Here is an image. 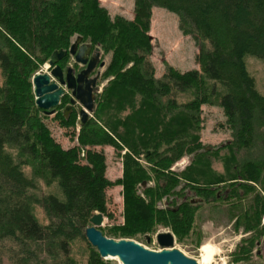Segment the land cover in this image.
Listing matches in <instances>:
<instances>
[{
    "label": "trees",
    "instance_id": "1",
    "mask_svg": "<svg viewBox=\"0 0 264 264\" xmlns=\"http://www.w3.org/2000/svg\"><path fill=\"white\" fill-rule=\"evenodd\" d=\"M155 6L177 14L181 28L200 42V70L182 72L168 65L162 76L155 75L149 60ZM134 11L133 20L112 19L100 0H0V31L25 48L19 53L0 32L5 77L0 87V254L8 253L13 264H79L72 249L79 239L89 248L85 264H117L103 259L85 236L95 214L114 218L109 205L114 186L123 188L125 224L111 227L110 237L132 238L162 224L182 240L196 235L197 215L222 213L235 219V230L252 232L234 261H248L260 245L264 197L249 194L253 184L264 192V95L246 59L264 61V0H135ZM74 36L113 53L106 75L115 79L99 101L95 98L96 121L89 117L80 125L74 106L66 116L68 99L63 111L55 110L60 126L70 128L71 141L76 121L81 127L78 142L64 146L47 124L52 114L36 105L31 78L37 64L67 50ZM203 106L219 107L224 116L219 126L233 132V147H227L235 164L226 161V173L200 160L219 152L200 141ZM104 145L128 149L123 174L115 180L108 177ZM143 152L150 171L137 160ZM193 153L190 171H171L172 163ZM25 166L32 167L33 176ZM151 174L155 186H148ZM38 175L48 186L57 184L62 197L37 198ZM182 178L198 199L177 191ZM166 197L168 207L158 208ZM35 204L43 207L48 223L37 219Z\"/></svg>",
    "mask_w": 264,
    "mask_h": 264
},
{
    "label": "rangeland",
    "instance_id": "2",
    "mask_svg": "<svg viewBox=\"0 0 264 264\" xmlns=\"http://www.w3.org/2000/svg\"><path fill=\"white\" fill-rule=\"evenodd\" d=\"M100 4L107 10L108 15L112 19H115L116 17H123L128 20H133L135 18V0H100ZM14 28L16 27L14 26ZM0 32H2L3 35L1 36V39L10 40L11 43L13 42V46L17 48L19 53L24 52V46L18 44L10 35L11 33L5 32L3 30ZM149 34L152 38V52L149 55V60L155 68V75L157 77H160L165 73L168 65L182 72L192 69H201V62L198 59L201 48L200 42H198L192 34L186 33L184 29L181 28L180 18L177 14L159 6L153 7L151 30ZM77 37L78 36L72 37V41L70 42V45L67 49L70 48L71 44L77 39ZM86 43H90L93 46L89 40H87ZM96 47L100 48V63H105L104 67H99L98 69V87L96 89V93L94 94L95 98L99 101L107 86L115 79V75H106L107 68L112 61L113 53L106 52L101 46H93V48ZM41 57V59L44 58L43 55ZM246 62L249 72L256 80L258 90L264 95V61L254 56H249L246 59ZM60 64L64 70L67 67H71L72 65H74V68L77 70L82 68L81 64H77L72 55L67 57ZM38 73L50 74V68L47 66V61H43L36 65V70L34 71L33 77ZM33 77L31 78V84L34 93ZM4 82L5 77L0 68V87L4 85ZM68 92L62 97L59 106L56 107V114L59 111H63L66 105L69 104L71 94ZM64 99H68V102L63 108H61ZM187 99L188 98L183 96L179 98L181 102H185ZM96 102L95 108L97 109L98 103ZM79 105L80 104L78 103L73 108L77 113V121H79ZM95 111L90 113V119L96 121L98 116L95 114ZM56 114L48 116L47 124L49 125L57 140H60L64 146L72 145L73 141L78 142L77 134H79L81 129V127L78 125V122L76 121L74 128L76 131V136L73 138V141H71V134H67L71 131L70 128L61 127L59 121L55 118ZM199 119L201 126L200 141L203 143V145L211 147L213 152L216 149H219L218 153H209L208 156L201 157L200 160H209L210 166L215 172L226 173L228 168L226 161L230 160L232 166L235 164V161L233 160L231 156L232 154L229 150V148L232 149L233 147V132L227 129H222L219 126V123L224 120V116L221 109L217 106H203ZM229 145L231 147L228 148L227 146ZM104 149L108 156V177L112 180H115L116 178L121 177L123 174V157L128 152V149L124 147L122 150H117L110 145H104ZM145 156L146 153L143 152L137 157V160L141 166L150 171L151 166L148 161L145 160ZM194 159L195 153L185 154L172 163L171 171L176 173H184L187 171V169L190 171L189 167L194 166ZM196 167L194 171H192L194 174L198 173L196 172ZM24 170L29 176H33V169L31 166H25ZM151 176L152 178L149 181L148 186H155L156 182L154 175L151 174ZM36 181L38 184V190L35 191V196L37 198H41L44 194L49 193H54L62 197L61 190L57 184L48 186L45 179L41 175L37 176ZM253 186L255 189L249 194V197H253L257 193L264 197L262 187L258 184H253ZM122 189V186H114L109 190V205L110 209L114 211V218L108 219V217H106L104 225L99 227V229L107 237L111 236L109 235V229L111 227L125 224L124 197ZM178 190L187 193L189 198L198 199V195H195L196 193L190 188V185L183 178L181 179V185L177 187V191ZM168 201L169 199L167 197L158 201L157 207L161 209L168 207ZM34 213L41 223H48L46 212L40 204H35ZM234 223L235 219L231 221L229 215L222 213H205L202 215H197L195 218L194 230L197 237H195L196 235L194 236V233H190L182 240H179L178 237L173 233L171 226L158 224L155 229L149 233H137L132 238L121 239L134 240L144 246L146 249L160 251L161 246L157 241V234L160 232L171 231L175 236L174 247L184 252L187 256L196 259L198 263L202 256V245L209 244L214 250L212 260L209 264H263L264 236L259 238L258 243H260V245L258 246L256 244L251 254V258L248 261H234V253L236 250H238V247L245 243L252 235L251 231L246 232L242 227L238 230H235ZM263 225L264 216L262 218V226ZM72 249L73 255L77 262H79V264H85L89 251L88 245L85 243V241H82L81 239L76 240L73 243ZM107 260L117 264H122L118 259L112 258ZM0 264H13L8 253L0 254Z\"/></svg>",
    "mask_w": 264,
    "mask_h": 264
},
{
    "label": "water",
    "instance_id": "3",
    "mask_svg": "<svg viewBox=\"0 0 264 264\" xmlns=\"http://www.w3.org/2000/svg\"><path fill=\"white\" fill-rule=\"evenodd\" d=\"M81 36L70 46L69 52L75 56L77 62L86 64L89 61L93 46L90 43H83ZM67 51L60 49L55 51L48 60L52 67L50 74H36L33 77L34 95L36 105L45 110L55 112L59 106L61 97L65 94L63 86L73 90L74 97L65 110L68 116L72 106L79 105L80 125H84L89 113L95 107V96L93 87L96 85L99 75L88 79L100 57V48L96 47L95 56H92L88 67L82 70L77 76L74 69L67 67L65 70L59 62L67 55ZM104 62L100 64L101 67ZM92 226L85 231L88 241L97 248L103 259L118 258L123 264H199L194 258L187 256L184 252L174 247L175 236L171 232H160L157 234V241L161 246L160 251L149 250L134 240L109 238L105 236L98 227L104 223V217L98 213L91 218Z\"/></svg>",
    "mask_w": 264,
    "mask_h": 264
},
{
    "label": "bare ground",
    "instance_id": "4",
    "mask_svg": "<svg viewBox=\"0 0 264 264\" xmlns=\"http://www.w3.org/2000/svg\"><path fill=\"white\" fill-rule=\"evenodd\" d=\"M83 42V41H82ZM83 43H85V42H83ZM72 45V44H71ZM60 50V49H59ZM64 50V49H63ZM70 50V49H69ZM57 51V50H56ZM67 51V50H66ZM55 52V51H54ZM53 52V53H54ZM68 52V51H67ZM52 53V54H53ZM70 53V52H69ZM51 54V55H52ZM68 54V53H67ZM71 54V53H70ZM72 55V54H71ZM72 56H74V55H72ZM51 57V56H50ZM49 57V58H50ZM100 58V57H99ZM74 59H75V56H74ZM91 59V58H90ZM49 60V59H48ZM75 61H76V59H75ZM90 61V60H89ZM89 61L86 63V64H82V63H79V62H77V63H79V64H81V65H87V67H88V64H89ZM102 63V62H101ZM100 63V64H101ZM47 66L50 68V71H51V69H52V67L49 65V63H48V61H47ZM96 66V65H95ZM105 66V65H104ZM103 66V67H104ZM101 67V66H100ZM72 68V67H71ZM81 72V71H80ZM79 72V73H80ZM78 73V74H79ZM38 74H43V73H38ZM49 74V73H48ZM74 74H75V71H74ZM78 74H75L76 76L78 75ZM97 81H98V79H97ZM64 87V90H65V94L67 93V90L68 91H71V89H68L67 88V86H63ZM35 88V87H34ZM73 91V90H72ZM64 94V95H65ZM63 95V96H64ZM74 97V95L72 94V97L71 98H73ZM62 98V97H61ZM35 102H36V98H35ZM74 106V105H73ZM41 109V108H40ZM94 109H95V107H94ZM43 110V109H42ZM45 111V110H44ZM50 111L51 110H48V111H45V112H47V113H49V114H53V113H50ZM94 111V110H93ZM90 113H92V112H90ZM90 113H89V117H90ZM89 119V118H88ZM79 121H80V113H79ZM98 214V213H97ZM101 214V213H100ZM96 215V214H95ZM104 217V216H103ZM90 222H91V220H90ZM104 222H105V218H104ZM92 224V223H91ZM104 224V223H103ZM93 225V224H92ZM91 225V226H92ZM90 227V226H89ZM88 228V227H87ZM86 228V229H87ZM100 230V229H99ZM86 231V230H85ZM169 232H171V231H169ZM172 233V232H171ZM173 234V233H172ZM106 236V235H105ZM88 240V239H87ZM92 245V244H91ZM93 246V245H92ZM97 249V248H96ZM201 252H202V256H201V260L199 261V264H209L210 262H211V260H212V257H213V254H214V250H213V248L209 245V244H203L202 245V247H201ZM114 259H118L117 257L116 258H114ZM119 260V259H118ZM123 264V263H122Z\"/></svg>",
    "mask_w": 264,
    "mask_h": 264
},
{
    "label": "flooded vegetation",
    "instance_id": "5",
    "mask_svg": "<svg viewBox=\"0 0 264 264\" xmlns=\"http://www.w3.org/2000/svg\"><path fill=\"white\" fill-rule=\"evenodd\" d=\"M75 41V40H74ZM73 41V42H74ZM70 49V48H69ZM69 49H67V51H68V54L59 62V64L63 61V60H65L67 57H69L71 54L69 53ZM95 53H96V48H92V51H91V54H90V56H89V60H90V58L92 57V56H95ZM74 57V56H73ZM78 64V63H77ZM61 65V64H60ZM82 66V68H80V69H76V68H74L75 66L74 65H72L71 67H73L74 68V71H75V74H78L80 71H82V70H85L86 68H87V65H81ZM99 67H100V61H99V59L96 61V66H95V68L93 69V71L91 72V74L89 75V77H88V79H93L94 77H96L97 75H98V69H99ZM97 87H98V81L96 82V85L93 87V89H94V93H96V89H97ZM68 92V91H67ZM69 94H71V97H72V94H73V91L71 90V91H69L68 92ZM72 99V98H71ZM71 99L69 100V104H70V101H71ZM75 106V105H74Z\"/></svg>",
    "mask_w": 264,
    "mask_h": 264
}]
</instances>
